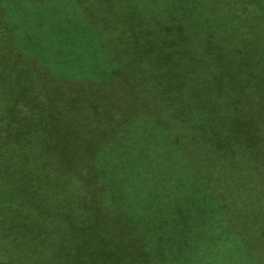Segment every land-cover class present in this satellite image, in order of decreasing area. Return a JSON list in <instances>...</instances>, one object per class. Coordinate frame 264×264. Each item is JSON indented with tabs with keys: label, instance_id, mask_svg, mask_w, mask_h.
<instances>
[{
	"label": "rangeland",
	"instance_id": "374dc122",
	"mask_svg": "<svg viewBox=\"0 0 264 264\" xmlns=\"http://www.w3.org/2000/svg\"><path fill=\"white\" fill-rule=\"evenodd\" d=\"M191 2L201 3V8L184 12L186 0H0L1 60L16 46L28 59L52 65V73L62 78L107 80L114 60L129 74V81L118 76L91 89L95 95L87 96L84 113L75 111L80 104L70 108V100L84 99L83 90H69L63 83V103L45 109L46 117L58 112L66 124L74 120L82 130H95L96 147L87 153L91 159L98 157L103 172L95 173L103 175L97 179L89 180L94 172H15L13 165L22 156L0 139V264H264V161L256 169L259 159L253 157L243 165L222 158L226 172H217L213 157L184 140L180 149L188 143L187 151L196 150V158L210 164L209 170L181 172L178 159L189 165L192 153L183 154L155 120L149 87L140 95L148 102L147 115L133 121V104L139 107V97L129 96L133 68L140 65L149 75H161L158 68L145 67L153 60L140 55L142 48L172 38L201 62L219 65L211 78L227 84L233 116L238 118L241 111L257 114L258 127L264 128V4ZM239 48L246 53L238 54ZM12 92L1 91L4 105L15 98L12 103L20 100L22 108L37 109L27 96ZM235 96L243 101L238 111L232 105ZM37 107L39 112H28L44 114ZM150 139L158 143L156 150ZM165 156L177 158L176 169L171 158L166 163L173 169L161 165ZM58 191L64 200L61 211L45 204V196ZM74 201L89 208L74 206ZM85 247L99 256L86 255Z\"/></svg>",
	"mask_w": 264,
	"mask_h": 264
},
{
	"label": "trees",
	"instance_id": "16d2710c",
	"mask_svg": "<svg viewBox=\"0 0 264 264\" xmlns=\"http://www.w3.org/2000/svg\"><path fill=\"white\" fill-rule=\"evenodd\" d=\"M256 1L264 4V0ZM198 7L201 8V3L186 0L182 10L190 13ZM231 21L235 22L230 18ZM167 30L171 31V29ZM182 30L179 29V31ZM96 33H98L103 45V33L101 30L96 31ZM237 37L238 35L234 34L236 41H238ZM78 38L82 42L83 39L79 36ZM14 47L7 52L5 51L2 60L0 59V65L2 63L4 65L0 76V139L2 137L6 139L11 150L22 156L17 166L13 165L15 172H18V170L19 172H56L58 173L57 176L62 172H94L89 180H95L100 175L102 176V173H95L103 172L97 167L98 157L91 159L87 153L88 149L93 150L96 147L95 143L92 142L96 133L95 130H82L74 120L71 121V124H66V122L59 119L60 113L58 112L52 113V117H46L47 111L45 109L50 111L53 105L59 108V104L63 103V94L66 93L60 85V83H63L68 84L66 86L69 90H71V87L83 90L84 99L75 98L70 100V108L80 104L78 105L81 106L80 109L75 111L84 113L83 108L87 96L89 95V98L91 95L93 97L95 95L89 93L91 89L112 83L118 76V80L129 81L128 72L123 67L121 68V64L117 60L111 57L115 62L112 63L111 74L107 80L91 77L83 78L82 76H63L62 78L55 75L54 72L52 73V65L50 66L49 63L30 60L24 55L25 52L20 45L18 47L24 53ZM13 49L17 52H12ZM142 49H144L142 54H139L142 57H152L153 60L147 62L148 64L145 67L153 66L155 67L153 70L158 68L161 75L156 73L149 75V73H146V69L140 65H138L140 68H133V80L132 82L130 80V84L128 83L129 96L132 94L133 97L134 95L136 100H138L137 96L139 97V107L136 109L135 103L133 104V121L139 115L145 113L144 109L148 102L144 103L141 97L144 94V89L149 87L150 96L154 97L155 113H158L155 120L164 128L168 139L183 154L190 156L191 151H187L188 143L184 146V150L179 148L184 140H189L193 147L203 149L207 158L213 157L214 162L216 161L215 164L218 165L217 172H226V168L220 164L222 158L225 161L226 158L235 159L243 165V163L252 160L251 157H253L259 159L258 164L255 163V168L260 169L264 161V140L259 141L256 139L264 137V128L258 127L259 118L257 114L252 115L241 111L238 118L233 116L234 113L230 110V94H226L227 84L225 81L215 83L211 78L212 73L219 68V65L211 64L212 61H205L208 63L201 62L197 54L187 53V48L182 46L181 42L176 43L172 38L159 43L155 47L144 46ZM133 50L135 51L134 47ZM237 50L238 54L246 53V50L240 48ZM2 51L0 48V53ZM75 52L72 53L75 54ZM204 59L207 60L205 56L202 57V60ZM7 60H11V62H7ZM139 64L145 63L141 61ZM98 68H100L99 63ZM137 68L142 69L140 75ZM198 74L204 76V78L197 77ZM68 79L74 80L75 83L69 85ZM113 87V84H111L109 89ZM6 88L13 91L12 93H15V95L17 93V95L24 94L27 96V101L35 105L33 107L37 109L24 108L25 104L22 108L20 100L12 103L15 98L11 102V99L8 98V103L4 105L1 91ZM217 91L221 92L218 97L211 95ZM242 102L235 96L232 105L238 111ZM44 104L45 107H43ZM209 104L216 108L207 110ZM38 105H41L44 109V114L38 115L39 118L34 115V112H28H39ZM66 106L69 107L70 104H66ZM62 111L65 113L64 109ZM96 111L98 110L96 109ZM130 113L129 109L124 111L126 118ZM145 115L147 114L145 113ZM150 143H153L155 147L153 150H156V144H158L156 140L150 139ZM224 143H226V146H224ZM191 153L193 159L191 157L188 159L189 165L185 166L182 160L178 159L181 172L189 169H192V171L209 170L208 164L210 163L208 160H204L205 162L198 160L196 150ZM169 158L175 160L171 165L176 169L177 158L174 157L165 156L164 159L160 160L161 165L163 163L169 169H173L169 166L170 164L166 163V159ZM93 162H96L95 165ZM18 167L20 168L18 169ZM45 197L47 207L55 211H61L64 207V200L59 191L55 195ZM76 205L89 208L84 203L74 201V206Z\"/></svg>",
	"mask_w": 264,
	"mask_h": 264
},
{
	"label": "crops",
	"instance_id": "0c3cea01",
	"mask_svg": "<svg viewBox=\"0 0 264 264\" xmlns=\"http://www.w3.org/2000/svg\"><path fill=\"white\" fill-rule=\"evenodd\" d=\"M112 25V24H111ZM82 218H84V219H86V220H89L91 217H89V216H82ZM108 244H110V243H105V242H103L102 243V245H108ZM83 252L86 254V255H88V256H92V257H95V258H97L98 256H99V253L95 250V249H89V248H87V247H85L84 249H83ZM105 255V254H104ZM103 255V256H104ZM95 261H97V260H95Z\"/></svg>",
	"mask_w": 264,
	"mask_h": 264
}]
</instances>
